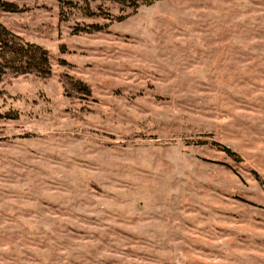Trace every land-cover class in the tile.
<instances>
[{
	"label": "rangeland",
	"instance_id": "obj_1",
	"mask_svg": "<svg viewBox=\"0 0 264 264\" xmlns=\"http://www.w3.org/2000/svg\"><path fill=\"white\" fill-rule=\"evenodd\" d=\"M128 1L0 8V264H264V0Z\"/></svg>",
	"mask_w": 264,
	"mask_h": 264
},
{
	"label": "trees",
	"instance_id": "obj_2",
	"mask_svg": "<svg viewBox=\"0 0 264 264\" xmlns=\"http://www.w3.org/2000/svg\"><path fill=\"white\" fill-rule=\"evenodd\" d=\"M16 2L17 0H11ZM158 0H129V7H134L137 11L139 6H151ZM10 1L0 0V8L5 12H17V6ZM63 2V5L71 4ZM63 12V11H62ZM94 14V13H93ZM64 18V12L61 13ZM94 31H99L98 27ZM52 67L50 64V56L46 49L34 43L26 42L10 30L0 25V84L7 74L13 76L35 75L40 78H48L51 76ZM77 92H85L90 94L89 88L81 82L73 84ZM2 92L0 91V95ZM7 118L16 120V117L8 115H0V119Z\"/></svg>",
	"mask_w": 264,
	"mask_h": 264
}]
</instances>
